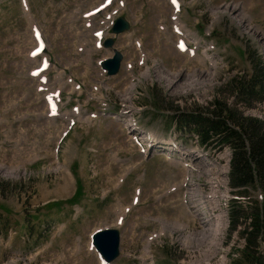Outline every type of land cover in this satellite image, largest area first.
Instances as JSON below:
<instances>
[{"label": "rangeland", "instance_id": "rangeland-1", "mask_svg": "<svg viewBox=\"0 0 264 264\" xmlns=\"http://www.w3.org/2000/svg\"><path fill=\"white\" fill-rule=\"evenodd\" d=\"M178 1L181 31L171 0H0V264H102L92 233L106 227L121 231L111 264H233L241 256L244 226L229 235L227 219L209 216L212 185L194 197L207 222L192 218L185 167L163 148L177 111L216 97L235 103L229 80L250 74L264 51V0ZM118 16L130 28L113 35L107 21ZM36 30L45 47L32 55ZM109 36L115 44L104 47ZM115 49L123 59L108 75L101 61ZM238 106L264 121L258 101ZM133 119L165 144L141 151L126 126ZM224 146L213 171L223 183Z\"/></svg>", "mask_w": 264, "mask_h": 264}, {"label": "trees", "instance_id": "trees-1", "mask_svg": "<svg viewBox=\"0 0 264 264\" xmlns=\"http://www.w3.org/2000/svg\"><path fill=\"white\" fill-rule=\"evenodd\" d=\"M251 66L250 74L228 82L236 99L234 104L225 97H216L207 106L179 110L173 115L182 129L196 131L202 143L209 144L213 139L232 146L229 184L245 200L233 199L229 235L242 224L239 233L246 239L241 256L233 264H264L259 245V239L264 238V121L245 114L238 106L239 102L250 106L264 98V66L259 56L251 58ZM21 226L28 229L30 221Z\"/></svg>", "mask_w": 264, "mask_h": 264}, {"label": "bare ground", "instance_id": "bare-ground-1", "mask_svg": "<svg viewBox=\"0 0 264 264\" xmlns=\"http://www.w3.org/2000/svg\"><path fill=\"white\" fill-rule=\"evenodd\" d=\"M175 4H174V6L176 7L175 20H177L175 27H176V29H178V31H181V29H183L184 25L181 22L178 21L177 12L179 11V6H178V4H176V5ZM108 24H109V20L107 21V25ZM188 34H193V32L191 31ZM194 43H196V45L200 44L199 40L197 38L194 41ZM98 44H100V43H98ZM35 47H33V49ZM183 49L187 50V49H189V47L183 48ZM181 50H182V48H181ZM189 50L192 51V49H189ZM207 57L211 60V66L214 67L213 64H214L215 61H214L213 57L211 58V56H209V55H207ZM35 68H37V67H35ZM44 79H45V77H44ZM50 99L53 101V103L55 105V103L58 100L57 93L55 95H52L50 97ZM262 105H264V103ZM133 122L134 121H131V120L127 121L126 126L129 127V128L134 126L135 124ZM141 147H143V145H141ZM230 159L231 158H228V160L225 163L226 168L223 171V173L225 174L224 183L219 179V176H217V175H215L213 173L214 169H216L218 165H220V167L223 166L221 163L220 164L219 163H214V162L206 163L204 161V159L199 162L200 163V173H197V180L194 181L195 182V186L192 187L193 188L192 192L190 191L189 195H188L189 200L191 202V206L194 208L195 214L198 217H200L201 214L203 213V209L201 207V203L196 201L194 199V197L197 195V192H198V190H199L201 185H203V186H206V185H210L211 186L212 185L213 188H210L208 194L206 195L207 196V201L210 200V202H211V206H209V209H208V214H209V216L211 218H216L218 216L217 213H219L220 217H224L225 219H227V221L229 220V201H230V197L231 196L229 194H227V191H231V187L228 188ZM201 162H202V164H201ZM219 185L221 186V188H223V189H225L227 191H223L221 189L216 191V188L219 187ZM118 220L122 221L121 218H118L117 221ZM181 226H182V224H181ZM263 244H264V241L261 243V245L263 246ZM151 264H155V262L153 261Z\"/></svg>", "mask_w": 264, "mask_h": 264}, {"label": "water", "instance_id": "water-1", "mask_svg": "<svg viewBox=\"0 0 264 264\" xmlns=\"http://www.w3.org/2000/svg\"><path fill=\"white\" fill-rule=\"evenodd\" d=\"M130 28V22L123 16H119L113 22L111 31L114 35H118ZM115 44V39L110 36L107 37L103 45L104 47H113ZM123 59V53L117 49L114 50V54L101 62V67L108 75H115ZM120 240L121 233L118 228L106 227L96 230L92 234V243L96 251L100 256L107 261L112 263L120 253Z\"/></svg>", "mask_w": 264, "mask_h": 264}, {"label": "snow or ice", "instance_id": "snow-or-ice-1", "mask_svg": "<svg viewBox=\"0 0 264 264\" xmlns=\"http://www.w3.org/2000/svg\"><path fill=\"white\" fill-rule=\"evenodd\" d=\"M173 2H175V0H173Z\"/></svg>", "mask_w": 264, "mask_h": 264}]
</instances>
